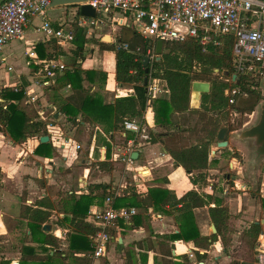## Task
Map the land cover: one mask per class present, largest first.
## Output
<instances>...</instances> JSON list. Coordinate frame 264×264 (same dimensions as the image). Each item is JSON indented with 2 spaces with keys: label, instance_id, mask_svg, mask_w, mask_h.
Masks as SVG:
<instances>
[{
  "label": "crops",
  "instance_id": "crops-1",
  "mask_svg": "<svg viewBox=\"0 0 264 264\" xmlns=\"http://www.w3.org/2000/svg\"><path fill=\"white\" fill-rule=\"evenodd\" d=\"M82 16L79 6L50 7L48 11V18L55 27L71 26L74 30L84 28L88 38L92 31L96 32V38L102 37L101 28L102 31L106 26L112 28V25L120 23L122 17L118 12L110 13L104 18L105 23L102 26L91 27L88 24L79 25L78 21ZM41 24L40 17H31L23 37L11 40L5 46L4 60L0 63V97L8 103L6 97L2 95L4 89L15 86L24 90L25 97L27 92L36 97L33 105L23 110L26 109L28 121L43 119L47 123L50 133L48 141L54 144L56 153L52 157L37 155L34 150L41 142V137L30 136L26 140L17 141L4 127L0 128L2 168L0 260H10L13 264H19L26 258L25 253H30L29 247H36L34 253L38 257L47 256L45 249L49 246L45 244L39 246L34 242V237L44 238V235L30 218L33 214L32 210L41 209L51 212L50 217L42 224V228L47 223L52 226L50 232H46L44 228L43 230L56 239L55 250L53 247L48 248L52 257L58 259L55 264H71L76 254L86 256L89 264H142V255L146 253H148L147 264H155L158 253L153 250L147 251L145 241L154 240L155 234L179 231L180 217L172 212L169 206H158L159 208L154 206L149 210L138 208V215L143 216V219L137 220L139 226L128 228L118 223V228L114 232L116 240L111 241L106 256L93 258L88 254L90 250L75 252L68 247L66 235L72 225L63 219L66 214L63 210L66 201L70 195L79 197L91 190L93 195L99 197H96L90 206V212L93 208L103 205L104 187H99L100 184L108 185L112 194H117L115 199L118 200L131 195L133 191L144 196L151 187L168 189L181 197L187 191L194 190L195 184L200 185L201 182H194L196 172H188L183 166L177 165L163 140L153 142L152 137L150 140L142 139L131 131H125L123 127L109 132L107 129H110V124L104 121L93 124L68 121L57 107L65 98L73 94L72 86L59 85L56 80H52L55 75L48 86L37 85L35 80L40 78L39 67L30 63L26 51L34 50L41 60L52 59L50 58L52 55L56 57L54 59L63 62L65 58L63 53L72 56L75 48L72 43H60L56 39L46 37L38 30ZM110 36L112 42H106L108 44L106 48L101 46L102 39L101 41L98 39L96 43L89 42L86 45V58L78 64L84 69L107 72L108 78L104 84L92 85L85 82L88 86L92 85V91H99L102 94L106 104L114 103L118 97L136 93L134 84H119L116 80V54L110 49L115 45L113 36ZM88 46L89 52H87ZM109 55H112V60ZM109 65L112 69L108 68ZM165 95L168 96L169 93ZM24 98L20 101L15 100L18 105L20 102V108ZM146 106L147 104L141 109V114ZM56 113H58L57 117H55ZM148 115L151 120V130L159 131L154 123L152 106ZM130 140H133V145L129 144ZM128 148H134L132 153L138 152L132 171H127L125 163L120 159V154L126 152ZM135 169L148 170V173L137 177ZM209 178L211 177L208 175L206 180ZM222 184L218 186L223 187ZM247 191L238 193L230 191L224 194L216 188L215 191L207 194L199 193L212 197L211 206H216L217 203L227 206L231 214L230 221L227 228L219 235V240L213 243L175 241L173 259L180 260L181 255L187 254L192 263L196 264L197 254H202L204 258L198 261V264H260L258 258L264 255V208L262 207L264 191L261 196L254 195L250 201H245ZM193 213L200 234L204 236L214 234L211 225L215 223L210 216L209 206L194 208ZM87 216L83 220L86 229L89 227ZM252 222L260 223L262 226V233L256 240L245 234ZM31 224L35 225L33 229ZM63 257L67 258L63 259Z\"/></svg>",
  "mask_w": 264,
  "mask_h": 264
},
{
  "label": "trees",
  "instance_id": "trees-1",
  "mask_svg": "<svg viewBox=\"0 0 264 264\" xmlns=\"http://www.w3.org/2000/svg\"><path fill=\"white\" fill-rule=\"evenodd\" d=\"M217 44H212L206 51L203 50L200 42L194 37H187L184 41H166L163 54L160 60L149 63V73L143 66L144 58L147 56V48L150 40L143 38L133 26L124 25L118 36V42H128L132 47H141V51L117 49L115 46L110 49L116 54V80L119 84H134L136 93L118 97L114 103H104V98L99 91H92V85L104 84L107 81V72L96 69H84L78 66L86 56V45L89 42L95 43L97 39L87 37L84 28L74 30V40L72 42L75 53L71 55L63 53L67 61V67L56 73L54 81L59 85L72 86L73 94L65 98L58 105L57 110L63 113L68 121L95 123L102 122L110 124V130L121 128L126 118L141 115V109L149 100L152 106L153 118L156 127L160 130L153 133L152 141L163 140L166 149L175 159L177 165L183 166L187 171L196 172L194 182H205L208 176L206 171L210 162L216 157H211V144L217 137L222 126H226L229 131L236 128L231 123H223L228 118L233 107L241 113H251L258 103L264 98L260 82L251 77L239 75V82L233 80L234 72L231 67L232 59V35H218ZM101 46L106 48V42L101 41ZM50 58H56L55 56ZM145 77H155L163 79L169 89V95L160 98H151L147 93ZM195 80L208 81L211 83L209 93L202 94L201 106L199 109L190 108L191 86ZM85 82H89L90 86ZM238 88L240 93L235 97V102L230 103L227 90ZM7 87L2 94L8 103L0 106V128L4 127L12 138L17 141L26 140L33 136L40 138L43 135H50L48 125L43 119L28 121L24 111L15 103L25 97L24 90ZM240 99V107L235 106ZM6 101V100H5ZM232 105V106H231ZM198 114L199 122L191 128H183V121L190 119L189 115ZM188 118V119H186ZM190 130L196 134L204 136L198 142L191 145L177 143L178 133ZM34 152L37 155L52 157L56 153V148L51 141L40 142ZM2 183V168L0 166V184ZM104 187L103 197L112 194L109 186ZM107 193V194H106ZM99 195H93V191L83 193L79 197L70 195L63 209L66 213L63 219L69 221L72 228L67 232L66 241L69 249L75 252L91 250L92 244L87 236L88 229L83 226V220L87 216L90 206ZM116 207H135L149 210L156 206H169L180 218L178 220V232L167 234H155L154 240H147V251L153 250L158 255L155 257V264H194L189 255L183 254L180 260L173 259L172 251L176 248L175 241L200 242L207 241L213 243L219 240V235L227 228L228 220L231 216L227 206H211L212 197L199 194L195 190H189L181 197L174 192L161 187H151L148 192L141 196L134 191L131 195L121 197L116 200ZM209 206L210 216L215 223L217 233L204 236L200 234L198 225L194 218L193 210L197 207ZM262 207L264 208V197H262ZM31 212V220L44 238L34 237L39 246L48 245L57 247L56 239L53 235L47 234L42 228V224L50 217V211L34 209ZM138 219L143 216L134 215L130 221L119 222L122 226L135 228ZM31 224L32 229L35 227ZM262 233L260 223L252 222L246 231V235L256 240ZM223 239V237H222ZM224 240V239H223ZM48 247V248H49ZM36 248V247H35ZM35 248L29 247L30 253L19 264H55V259L49 253L45 258L38 257ZM160 255V256H159ZM71 264H89L86 256L74 255ZM67 257H63V259ZM198 261H202L204 256L197 254ZM61 260V258H60ZM148 253L142 255V264H147ZM197 261V262H198ZM196 262V264H198ZM0 264H13L10 260L1 259ZM69 264V263H67Z\"/></svg>",
  "mask_w": 264,
  "mask_h": 264
},
{
  "label": "built area",
  "instance_id": "built-area-1",
  "mask_svg": "<svg viewBox=\"0 0 264 264\" xmlns=\"http://www.w3.org/2000/svg\"><path fill=\"white\" fill-rule=\"evenodd\" d=\"M51 1L0 0V63L4 60L5 46L11 40L23 37L29 19L34 16L41 18L42 24L38 30L46 37L60 43L73 42V27H55L48 18ZM82 4L92 6L96 15L91 19L82 16L78 21L79 25L102 26L104 18L110 13H120V23L117 22L112 27L133 26L143 38L149 39L151 44L147 48V56L150 57V64L157 59V40H163L165 44L166 41H184L187 37H194L206 51L210 45L219 42L216 36L227 34L233 36L231 67L237 78L239 79V75L248 76L260 84L264 79V0H87L80 5ZM113 40L117 49L141 51L140 46L132 47L128 42H118V35ZM26 56L30 63L39 67L40 78L35 80L37 85L48 86L56 72L67 67L64 62L54 58L39 59L34 50L26 51ZM164 82L163 79L150 77L147 82L148 95L151 98L165 97L169 89ZM15 89L19 90V87ZM226 93L233 104L240 90L234 87ZM35 100L36 97L27 92L21 109L33 105ZM4 104V99L0 97V106ZM146 104L141 115L126 118L122 127L142 139L150 140L153 135L148 115L151 103L148 100ZM129 144L133 145V140ZM133 151L134 148H128L120 154L127 171H132L135 163ZM135 172L139 177L147 174L148 170L139 169ZM227 180L231 179L227 177ZM233 182V188L247 191L246 185H240L236 179ZM215 184L217 181L209 178L206 185L195 184L194 190L207 194L214 191ZM222 185V192L229 193L228 187L224 183ZM116 195H107L103 205L93 208L87 216V236L92 244L88 254L93 258L106 256L111 241L116 240L114 232L118 223L130 221L138 213L135 207H116ZM258 262L264 264V255L259 256Z\"/></svg>",
  "mask_w": 264,
  "mask_h": 264
},
{
  "label": "rangeland",
  "instance_id": "rangeland-1",
  "mask_svg": "<svg viewBox=\"0 0 264 264\" xmlns=\"http://www.w3.org/2000/svg\"><path fill=\"white\" fill-rule=\"evenodd\" d=\"M93 27V25H91ZM74 29V28H73ZM122 29V26H117V28H110V27H105L103 29L102 37L96 38V32L92 31L90 33V38L91 39H98L104 42H112V37L110 38V41H107L104 39L106 35H112L113 37L117 36L120 34ZM96 30V27L94 28ZM93 43V42H91ZM96 43V42H95ZM93 46H98L93 44ZM87 52H89V46L87 47ZM110 60H112V55H109ZM63 62L67 64V61L65 58H63ZM112 63V61H110ZM109 69H112L110 65L108 66ZM108 71V70H107ZM53 80V79H52ZM260 88L262 91V94L264 96V87L261 86ZM264 101V98L258 103V105L255 107L254 111L251 113H241L236 112L234 110L236 107H233L232 110H230V114L226 121L223 123H231L233 127L236 129L233 131H230L228 133V139L230 141V144L227 147L223 148H217L216 143H217V137L214 138L213 143L211 144V150L216 149V154L215 156H211L210 159H213L216 157L215 160H212L210 162L209 168L207 169L206 173L209 175V177L215 179L217 181V184L215 186V189L218 188L221 191H223L222 186H218L221 183H224L225 187H228L229 192L234 191V193L241 192V189L238 188H233L235 186V183L233 182L234 179L238 180L240 185H246L247 188V195L245 201H250L251 198L256 195L261 196L264 191V158L260 159L259 163L256 165H251L250 160H251V155H252V146L248 141H243L239 140L237 138V134L247 128L250 127L251 125L255 124L258 119H259V113H260V103ZM240 107V99L236 102L235 106ZM232 106V105H231ZM20 108V107H19ZM21 111H24L20 108ZM26 111V109H25ZM24 111V112H25ZM190 119L189 121L185 120L183 121V128H191L193 127L197 122H199L198 114H192L189 115ZM160 130V129H158ZM153 133L154 130H152ZM204 136L202 134H196L191 132L190 130H186L184 132H181L180 134L178 133L177 137V143L178 144H183V145H191L196 142H198V139H201V137ZM227 177L231 180H227ZM208 180H205V182H201V185H206ZM214 189V191H215ZM263 189V190H262ZM231 218V216H230ZM230 218L228 222L230 221ZM244 233V232H243Z\"/></svg>",
  "mask_w": 264,
  "mask_h": 264
},
{
  "label": "water",
  "instance_id": "water-1",
  "mask_svg": "<svg viewBox=\"0 0 264 264\" xmlns=\"http://www.w3.org/2000/svg\"><path fill=\"white\" fill-rule=\"evenodd\" d=\"M83 2H87V0H52L50 7H61V6H79L81 15L85 16L88 19H91L95 17L96 12L95 9L90 6L89 4H82ZM110 35H106L104 37L105 40L110 41ZM163 48H164V41L163 40H157L156 42V54H157V60H160L163 54ZM150 57L146 56L144 58L143 66L145 67V71L149 73L150 67H149ZM233 80H237L239 82V79L234 74L232 76ZM148 82V77H145V84ZM261 86L264 87V79L261 81ZM211 90V83L208 81H201V80H195L192 82L191 86V100H190V108L191 109H199L201 106V100H202V94L209 93ZM260 113H259V119L258 121L251 125L250 127H247L243 130H241L236 136L239 140L248 141L252 146V155L250 164L256 165L259 163L260 159L264 158V101L260 103ZM58 116V113L55 114V117ZM228 133L229 130L226 126H222L217 134V148H223L227 147L229 144L228 140ZM48 135H43L40 138L41 142H46L49 140ZM216 149L211 150V156H215ZM132 157L134 159H137L138 152L132 153ZM190 172V171H188ZM44 230L46 232L51 231V224L47 223L43 226ZM212 232L215 233L217 231L215 224L211 225ZM175 253V251L173 250ZM16 264V263H15Z\"/></svg>",
  "mask_w": 264,
  "mask_h": 264
},
{
  "label": "flooded vegetation",
  "instance_id": "flooded-vegetation-1",
  "mask_svg": "<svg viewBox=\"0 0 264 264\" xmlns=\"http://www.w3.org/2000/svg\"><path fill=\"white\" fill-rule=\"evenodd\" d=\"M230 132V131H229Z\"/></svg>",
  "mask_w": 264,
  "mask_h": 264
}]
</instances>
